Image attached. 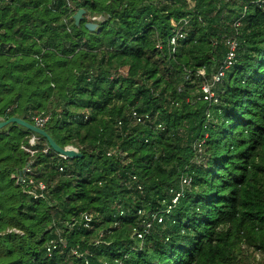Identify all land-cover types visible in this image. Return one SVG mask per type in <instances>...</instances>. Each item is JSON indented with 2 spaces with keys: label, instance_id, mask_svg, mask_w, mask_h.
Listing matches in <instances>:
<instances>
[{
  "label": "trees",
  "instance_id": "1",
  "mask_svg": "<svg viewBox=\"0 0 264 264\" xmlns=\"http://www.w3.org/2000/svg\"><path fill=\"white\" fill-rule=\"evenodd\" d=\"M184 20L171 53L168 38ZM231 37L236 62L210 103L202 86ZM133 110L150 119L136 122ZM41 112L53 139L83 156L46 153L38 134L31 146L34 133L14 122L0 129V264H244L264 255V0H0V118L33 123ZM31 160L49 200L12 177ZM139 208L164 217L143 238ZM57 227L68 248L48 255ZM75 246L89 255L75 256Z\"/></svg>",
  "mask_w": 264,
  "mask_h": 264
},
{
  "label": "built area",
  "instance_id": "2",
  "mask_svg": "<svg viewBox=\"0 0 264 264\" xmlns=\"http://www.w3.org/2000/svg\"><path fill=\"white\" fill-rule=\"evenodd\" d=\"M246 7H244V12H245ZM244 13H242L241 16H243ZM98 18V17H93V19ZM241 22V21H240ZM187 23V20H184L183 22H178L175 24L172 34L168 38V46L171 49V53L175 50V45L177 44L178 40L181 38H184L186 36L183 25ZM240 23H235V25H239ZM226 44L228 47L227 54L224 58L223 64L219 67V69L214 72L211 78V82H206L202 86V98L206 101H209L210 103H216L218 101V97L213 89L214 84H217L221 82L223 76L225 75L226 71L228 68L232 67L235 62H236V56H237V47H238V42L234 37L228 38L226 40ZM156 46L159 49L163 48V44L161 42H158ZM200 74H204L205 70L202 69L199 71ZM210 116V114H207ZM132 117L136 122H145L148 119H150L149 114H141L136 110L132 111ZM33 120V124L44 128L48 120L50 119V114L41 112V113H34L31 116ZM158 127H161L158 125ZM162 128V127H161ZM39 137L34 134L29 138V143L30 145H35L38 142ZM200 146V144H198ZM65 147L73 148L77 151L78 148L73 146V145H67ZM23 148L29 152L32 156L37 152V149L33 147H27L23 146ZM50 149L49 146H46L43 151L48 152ZM110 154V152H109ZM58 155L64 159H67L65 155L59 154ZM63 166L59 167V170H63ZM12 177L15 178V180L18 183L24 184L27 187V192L30 194L35 200H49L50 198V188L48 184L44 180L36 179V177L33 175V169H32V160L27 164V166L24 167V169L17 173V174H12ZM191 179L187 176H182L181 177V187L188 186L190 184ZM141 188V186H139ZM173 191V189H171ZM182 192V191H181ZM181 192L176 193V195L172 198V204L177 202V199ZM172 208V205H168L166 208V212H169ZM145 211V210H144ZM124 214V210L120 209L119 210V215ZM137 214L140 216L141 219V224H142V230H136L137 236L139 238H143L146 233H148L153 225L154 221L162 222L163 221V215L160 214V212L157 211H152L147 213V217H145V214L143 213V209L139 208L137 211ZM83 218L85 220V225L89 226L90 228L92 227L91 224L89 223L92 218V213H84ZM118 223V221H117ZM98 242V240H97ZM46 252L48 255H52L53 252L55 251H63L64 249L68 248V241L67 239L62 235V232H56V236L48 240L46 243ZM71 252L78 257L86 256L89 255L88 251H82L79 249L78 246L72 247ZM120 264H124L120 262Z\"/></svg>",
  "mask_w": 264,
  "mask_h": 264
},
{
  "label": "water",
  "instance_id": "3",
  "mask_svg": "<svg viewBox=\"0 0 264 264\" xmlns=\"http://www.w3.org/2000/svg\"><path fill=\"white\" fill-rule=\"evenodd\" d=\"M85 9L80 8L74 15L75 23L79 24V22L84 18L85 14ZM86 27L89 28L90 30H95L98 27V24L92 21L86 22L85 23ZM17 123L19 125L24 126L34 134H38L42 136L44 139H46L48 145L50 148H52L55 152L65 155L68 158H74V157H82L83 154L80 151H77L73 148L69 147H63L59 145L53 137L47 132L46 129L41 128L35 124H33L30 121H27L24 118L18 117V116H11L7 119L0 118V129L7 126L10 123Z\"/></svg>",
  "mask_w": 264,
  "mask_h": 264
},
{
  "label": "rangeland",
  "instance_id": "4",
  "mask_svg": "<svg viewBox=\"0 0 264 264\" xmlns=\"http://www.w3.org/2000/svg\"><path fill=\"white\" fill-rule=\"evenodd\" d=\"M244 7H247V6L244 4ZM242 13H244V9H243ZM240 21H241V16L237 17V19L233 23H238V22L240 23ZM122 72L125 73L126 72V68H123L122 69ZM188 97L190 99H193L194 98L193 97V93H189ZM143 213L145 214V217H147L146 211L143 210ZM139 219H140V216H139ZM64 224L66 225V223H64ZM118 224L119 223L115 222L114 223V226H117ZM55 232H63L62 227H57L56 230H55ZM103 234H104V232L101 231L100 234H99V236L97 238L99 239ZM142 244H143V241L140 242V245H142ZM244 264H264V255H262L259 252L258 253H255V254L250 253V255L247 256L244 259Z\"/></svg>",
  "mask_w": 264,
  "mask_h": 264
}]
</instances>
